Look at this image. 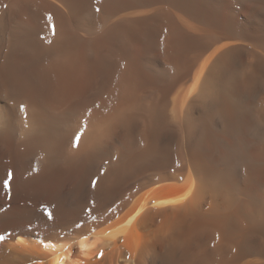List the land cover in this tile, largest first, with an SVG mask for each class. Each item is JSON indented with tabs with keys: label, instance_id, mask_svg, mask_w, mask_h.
<instances>
[{
	"label": "bare ground",
	"instance_id": "bare-ground-1",
	"mask_svg": "<svg viewBox=\"0 0 264 264\" xmlns=\"http://www.w3.org/2000/svg\"><path fill=\"white\" fill-rule=\"evenodd\" d=\"M0 236V264H264V0H0Z\"/></svg>",
	"mask_w": 264,
	"mask_h": 264
},
{
	"label": "snow or ice",
	"instance_id": "snow-or-ice-1",
	"mask_svg": "<svg viewBox=\"0 0 264 264\" xmlns=\"http://www.w3.org/2000/svg\"><path fill=\"white\" fill-rule=\"evenodd\" d=\"M82 135V133H77L76 134V142H78V140H79V138H80V136ZM11 172H9L8 173V176H9V178H11ZM93 184H95V181H93ZM3 187L5 188V189H8L9 188V179H5L4 180V182H3ZM52 218V216H51V214H49V219H51ZM4 239V237L3 236H0V240H3Z\"/></svg>",
	"mask_w": 264,
	"mask_h": 264
}]
</instances>
